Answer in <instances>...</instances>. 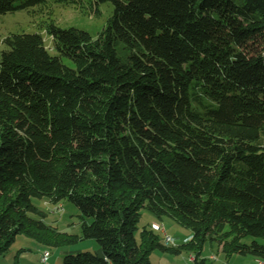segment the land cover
I'll list each match as a JSON object with an SVG mask.
<instances>
[{
  "label": "trees",
  "instance_id": "16d2710c",
  "mask_svg": "<svg viewBox=\"0 0 264 264\" xmlns=\"http://www.w3.org/2000/svg\"><path fill=\"white\" fill-rule=\"evenodd\" d=\"M94 1L113 5L97 37L52 20L56 54L40 32L3 40L0 254L23 233L99 242L64 264H154L156 248L214 264L207 240L264 259V0ZM46 2L0 0V13ZM43 197L74 203L82 235L47 222ZM144 208L192 237L140 229Z\"/></svg>",
  "mask_w": 264,
  "mask_h": 264
},
{
  "label": "rangeland",
  "instance_id": "374dc122",
  "mask_svg": "<svg viewBox=\"0 0 264 264\" xmlns=\"http://www.w3.org/2000/svg\"><path fill=\"white\" fill-rule=\"evenodd\" d=\"M112 13L113 5L110 2L96 4L94 0H77L68 3L48 0L44 4L26 9L0 13V53L6 47L3 42L4 38L10 33L40 32L51 53L56 54L52 36L47 31L49 22L53 20L61 27L82 28L89 31L93 37H97ZM119 51L122 55L127 53L123 46L119 47ZM63 59L65 63L72 64L69 58L64 57ZM33 201L46 212V221L53 224L58 230L82 235V216L80 209L74 203L63 199L60 203L54 204L47 197L33 198ZM57 206H62V208L58 209ZM162 225L168 234L176 239V243L165 241L164 233L160 229ZM145 226L154 229L161 240L169 246H179L192 237V230L188 226L168 216L159 217L147 208L142 210L139 221L140 229ZM251 240V236L244 238V241L247 242ZM45 250L51 252V257L47 262L41 261V253ZM80 251L101 253L102 248L95 238H79L74 242L57 246L42 243L34 237L21 233L17 235L9 250L5 254H0V264H14L15 262L17 264H64L66 254ZM195 255V251L188 248L182 249L181 252L156 248L151 252L150 260L154 264H196ZM202 257L212 260L214 264H258L257 258L252 254L233 253L227 255L222 251V246L217 240L206 241Z\"/></svg>",
  "mask_w": 264,
  "mask_h": 264
},
{
  "label": "built area",
  "instance_id": "2783aa9c",
  "mask_svg": "<svg viewBox=\"0 0 264 264\" xmlns=\"http://www.w3.org/2000/svg\"><path fill=\"white\" fill-rule=\"evenodd\" d=\"M57 208L60 209L61 207H57ZM160 229L164 233V236H165L164 238L166 242L172 243V244L176 243V239L172 235L168 234L164 226H161ZM50 257H51L50 251L48 253H41V259L46 260V262L50 259Z\"/></svg>",
  "mask_w": 264,
  "mask_h": 264
},
{
  "label": "bare ground",
  "instance_id": "6f19581e",
  "mask_svg": "<svg viewBox=\"0 0 264 264\" xmlns=\"http://www.w3.org/2000/svg\"><path fill=\"white\" fill-rule=\"evenodd\" d=\"M60 205H62V204H60ZM57 207H61L62 208V206H57ZM162 226H164V225H162ZM48 252H49V250H45L43 253H48ZM41 261L46 262V260H42V259H41ZM257 262H258V264H264V259H257Z\"/></svg>",
  "mask_w": 264,
  "mask_h": 264
},
{
  "label": "crops",
  "instance_id": "0c3cea01",
  "mask_svg": "<svg viewBox=\"0 0 264 264\" xmlns=\"http://www.w3.org/2000/svg\"><path fill=\"white\" fill-rule=\"evenodd\" d=\"M59 203H60V202H59ZM56 204H57V203H56ZM99 251H100V250H99ZM99 253H100V252H99ZM101 253H102V252H101ZM101 253H100V254H101Z\"/></svg>",
  "mask_w": 264,
  "mask_h": 264
}]
</instances>
